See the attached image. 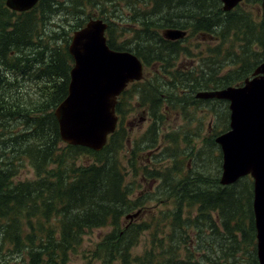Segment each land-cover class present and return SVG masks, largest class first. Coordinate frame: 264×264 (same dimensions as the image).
Returning a JSON list of instances; mask_svg holds the SVG:
<instances>
[{
	"label": "trees",
	"instance_id": "16d2710c",
	"mask_svg": "<svg viewBox=\"0 0 264 264\" xmlns=\"http://www.w3.org/2000/svg\"><path fill=\"white\" fill-rule=\"evenodd\" d=\"M261 3L243 0L225 11L221 0H40L15 13L0 0V264H70L94 229L108 232L84 251L83 264H259L253 179L222 185L220 152L216 173L182 175L177 160L162 157L163 147L151 139L156 159L150 161L172 163L162 169L145 164L140 178L158 179V196L135 195L138 182H127L125 161L133 169L136 159L122 155L124 129L101 151L67 144L54 111L68 95L69 42L91 17L87 6L103 5L97 17L109 22L112 48L133 51L147 65L161 61L164 71H172L169 65L184 50L181 41L162 42L166 28L229 35L223 59L213 57L227 37L204 64L210 71L238 64L231 74L205 81L193 73L169 76L172 86L193 91L240 83L264 61ZM135 22L138 28L131 27ZM26 168L35 176L17 179ZM149 210L147 220L136 221ZM142 241L144 250L136 251Z\"/></svg>",
	"mask_w": 264,
	"mask_h": 264
},
{
	"label": "water",
	"instance_id": "95a60500",
	"mask_svg": "<svg viewBox=\"0 0 264 264\" xmlns=\"http://www.w3.org/2000/svg\"><path fill=\"white\" fill-rule=\"evenodd\" d=\"M230 11L243 0H221ZM39 0H6L17 12L32 9ZM264 23V0H262ZM103 18H91L75 30L69 52L74 64L70 70L68 95L55 108L62 140L100 151L116 130L118 96L128 84L143 78L144 65L137 54L109 46ZM185 30L169 28L168 39H181ZM197 97L227 99L230 104V128L216 138L223 154V185L233 184L241 177L254 179L253 210L259 264H264V62L252 77L240 86L221 90L200 91ZM139 212L128 217L137 216Z\"/></svg>",
	"mask_w": 264,
	"mask_h": 264
},
{
	"label": "rangeland",
	"instance_id": "374dc122",
	"mask_svg": "<svg viewBox=\"0 0 264 264\" xmlns=\"http://www.w3.org/2000/svg\"><path fill=\"white\" fill-rule=\"evenodd\" d=\"M4 3L7 7L6 0H4ZM122 4L127 5V2H122ZM209 4L210 3H206L207 10L205 11V13H208L207 11H209ZM87 7L90 9L89 14L91 17L89 19H91L97 17L99 13L98 10H100L103 5H98L97 7ZM11 11L19 13L14 10ZM112 16L115 20L121 21L118 16H115L114 14H112ZM137 23L138 22H135V24H132L131 27L138 28L139 25ZM187 30L190 32V36L181 40L179 44L180 47L184 48V50H182V53H180L178 57L169 65L168 70H179L180 72L190 71L191 73H193L195 78L205 76L204 78H202V80L205 81L206 76L222 77L228 73L231 74L235 69L238 68V64L235 66L227 65L223 71H210L206 69L204 64V59L207 60L209 57L213 56L212 48H216L218 46L217 44L220 43L221 38L227 37L223 43L226 45V47L219 50V52L221 53L220 55L216 53L213 57L215 61L217 59H223L222 54L226 52V50L228 49V44L231 43L230 40H227L229 35L223 36L221 32L217 33L218 36L216 34L203 32L201 33L199 31H195L193 28ZM162 31L163 29L161 30V33ZM133 33L134 32L132 31L131 35H133ZM159 43L162 44L161 41ZM200 57L202 58V64ZM158 67H160V64L152 62L151 66L148 69L149 73H151L153 70H155V68ZM161 71L164 70L161 69ZM149 73L147 74L148 77H146L148 80L144 79L137 85H133L134 90L131 91L127 96L130 100V103L125 105V108L127 109L126 119L128 120V122L127 126H125L124 130L122 131L123 133H125L123 139L125 148L122 149V155H125L126 159L128 157L130 158V160L131 157L136 159V167H133V169L130 165H128V162L125 161L128 174L127 182L129 184L138 182V184L136 185L137 191L135 195L144 193L143 196L148 195L156 199L158 195H153V192L156 185H159V180L156 178L148 177L146 179L145 177L140 178L141 174L145 175V173H143V167L145 164H147V167L149 168H153L155 166L157 169H162L167 165L170 166L172 161H168V159H166L162 162H157L156 164H153L152 161H150V158H152L153 161L156 159L155 157H153L155 151L150 149L149 146V144L151 143V139L157 141L155 145L159 144L163 147L165 152L162 153V157L167 156L170 159H174V161L177 160L175 162V167H180L182 175L188 172L191 173L192 171H199L200 169H203L204 173H209L208 175H211L210 173H216L217 169L220 167L218 165V160L215 159L216 154H219V152L222 154L221 148L216 142V137L221 133L227 131L229 126H223L224 124H221L219 121L224 117V115L222 114L223 109L226 107L224 103L222 104V106H219L216 102H214L213 108H203L201 106L199 107L197 104H194L193 101V103L190 102L193 97H191V95H193V92H196L198 89H193V91H191L193 87L189 86L188 90L190 92L185 93L181 91L180 88L177 89L176 86H172L174 80H171L169 77H165L163 74L153 77ZM26 85L29 87V84ZM154 86L156 88H154ZM148 94H150V98L155 97V103L158 106L157 114L159 117L161 116L164 122L161 119L156 123L151 122L149 114L147 113V111H149L148 107L145 106L144 101L142 100V97H146ZM203 103L204 102H199V105H202ZM216 120H218L217 124L215 123ZM151 124H156L155 126L157 127V130H155L153 136L147 140L146 137H148L149 135V133L147 132L151 129ZM172 128L179 130V132L174 135L165 133L167 131H171ZM154 129L155 128H153V130ZM163 136H166L165 140H163ZM160 139L161 141H159ZM173 140L175 142L171 145L170 143ZM215 144H217V146ZM132 154L135 156H132ZM86 159L87 158L83 157L82 161ZM141 161H144L143 165ZM137 168H139V170H137ZM136 170L138 171V173L140 171L139 174L137 173L138 176L136 174ZM221 173L222 164L220 176ZM34 176V171L31 168H26L20 171L17 179L33 178ZM190 183L193 184L194 180L190 181ZM149 213L150 210L146 213V215L144 214L143 217L137 218L136 221H141L143 218H146L147 220V214ZM107 232L108 229H94L91 232L87 233L84 236V244L80 250V256H76L70 264H83L86 260L83 256L84 251L92 249L93 246L96 245L97 241ZM145 243L146 242L142 241L141 244L135 248V250L143 251ZM94 262L95 263L93 264H101L99 261Z\"/></svg>",
	"mask_w": 264,
	"mask_h": 264
},
{
	"label": "flooded vegetation",
	"instance_id": "af4514ba",
	"mask_svg": "<svg viewBox=\"0 0 264 264\" xmlns=\"http://www.w3.org/2000/svg\"><path fill=\"white\" fill-rule=\"evenodd\" d=\"M184 30L187 31L186 36L184 38L176 39V40L164 38L162 40V42L168 44L169 42H173V41H181V40L187 38L188 36H190V32L187 29H184ZM143 63H144L143 78L140 79V80H137V81H134V82L129 83L128 88H127V91L126 90L123 91L121 93V95L118 96V101H117V104H116V113H117V116H118V123H117L116 130L121 131L122 129L125 128V126H127V122H128V120L126 119L127 118V113H126L127 109L125 108V105L130 103V100L128 99L127 96H128V94L131 91L134 90L133 85H137L138 83L142 82L144 79L145 80H148L146 77H148V75H147L149 73L148 69H149V67L151 65H147L145 62H143ZM156 63L160 64V67L155 68V70H153L151 73H149L153 77H155L156 75L163 74L165 77H169L170 75H179V76L185 78V77H187V75L191 74V72H179V71H171V72H169V71H160L161 70V64H165V63H163L161 61H156ZM236 84L237 83L232 84V85H236ZM240 84H242V82H240ZM184 86H185V84H184ZM225 87L215 88V87L210 86L207 89H205L204 87L199 88L196 92H193V95H191V97L192 96L193 97H192V100L190 102L191 103L194 102V104H197L199 107L201 106L203 108H205V107L213 108V103L214 102H216L219 106H222V104L224 103L225 106H226L223 109V113H222L224 115V117L221 118L219 121H220L221 124H224L223 126L228 127L229 124H230V106H229V103L230 102L228 100H226V99H220V98H217V97H211V98L197 97V94L200 91L221 90V89H223ZM176 88L177 89L180 88V90L183 91V92H185V93L190 92L188 90L189 86H187L186 88H181L179 86H176ZM188 98H190V97H188ZM142 100L144 101L145 106L148 107V110L149 111H147V113L149 114V118L151 119V122L156 123V122H159L160 119L163 120L161 118V116L159 117L158 114H157V111H158V108L157 107L158 106L155 103V97L154 98H150V94H148L146 97L143 96L142 97ZM199 102H204V103L202 105H199ZM165 107H167V106H165ZM127 108H128V106H127ZM161 110H162V108H161ZM134 116H136V115H134ZM163 122H164V120H163ZM215 123L217 124L218 123V120H216ZM155 125L156 124H151V129L147 132V133H149L148 136H153L155 130H157V127ZM153 128H155V129L153 130ZM178 132H179V130L172 128L171 131H167L165 133H170L171 135H174V134H177ZM165 138H166V136H163V140H165ZM159 141H161V139ZM174 142L175 141L173 140V141H171L170 144L172 145Z\"/></svg>",
	"mask_w": 264,
	"mask_h": 264
}]
</instances>
